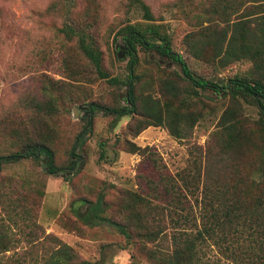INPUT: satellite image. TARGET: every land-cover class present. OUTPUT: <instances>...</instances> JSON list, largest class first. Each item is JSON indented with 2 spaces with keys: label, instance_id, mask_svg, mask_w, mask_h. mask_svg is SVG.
Instances as JSON below:
<instances>
[{
  "label": "rangeland",
  "instance_id": "obj_1",
  "mask_svg": "<svg viewBox=\"0 0 264 264\" xmlns=\"http://www.w3.org/2000/svg\"><path fill=\"white\" fill-rule=\"evenodd\" d=\"M144 1L153 14L151 23L169 35L173 50L195 76L221 84L230 76L254 73L248 59L219 66L211 44L200 57L188 52L184 44L188 32L198 30L205 40L211 39L207 18H215L210 10L213 0ZM53 2L56 6L52 8ZM65 22L93 38L102 53L103 69L121 83L98 77L77 39H67L59 31ZM135 22L144 20L129 9L126 0H0V154L19 147L21 139L15 130L23 137L44 135L58 167L55 173L44 174V166L28 158L0 171V264H52L51 255L62 245L69 247L73 257L68 264L84 259L103 260L104 264H158L146 256L148 249L172 251L179 232L196 229L194 219L181 223L184 218L178 217L190 211L193 203L194 213H200L186 184L191 189L198 181L223 184L237 168L249 186L262 180L256 169L260 164L256 146L264 140L252 139L227 158L228 165L215 168L213 162L222 148V114L236 109L234 114L246 128H254L259 119L257 108L242 99L234 105L228 97L208 89L195 88V93L182 78L179 65L156 52L138 53L139 77L133 93L146 101L156 99L163 109L169 106L194 114L197 119L191 127L180 123L183 137L175 138L165 125H148L134 133L139 124L136 114L115 119L104 109L88 114L91 122L85 127L84 103L129 104L125 83L129 56L119 30ZM166 79L176 81L173 93L164 88ZM43 99L55 103V114L36 113L32 103ZM77 136L83 142L72 162L69 151ZM131 143L138 149L130 151ZM206 163L212 164L208 167ZM206 168L211 170L206 172ZM193 174L196 179L189 177ZM162 184L181 189L177 201L170 197L172 205L162 201ZM97 199L104 208L101 216L123 223L132 234L130 240L110 222L84 221L81 215ZM169 209L178 212L180 224ZM146 231L153 233L151 239L137 235ZM225 252L220 243L207 240L199 254L207 262L233 264Z\"/></svg>",
  "mask_w": 264,
  "mask_h": 264
},
{
  "label": "trees",
  "instance_id": "obj_2",
  "mask_svg": "<svg viewBox=\"0 0 264 264\" xmlns=\"http://www.w3.org/2000/svg\"><path fill=\"white\" fill-rule=\"evenodd\" d=\"M126 2L129 9H135L144 20L141 23H127L119 30L125 54L129 56L128 74L125 80L128 87L126 93L129 104L109 107L94 101L84 103L87 105L86 115L83 116V119H86L85 127L91 122L92 113L98 109H104L115 119L131 113L136 114L139 124L134 133H139L148 125H165L175 138L183 137L180 123L184 124V127H191L197 119L194 114L181 113L178 110H172L169 106L163 109L156 99L146 101L133 93L134 85L139 77L138 53L156 52L161 57H166L179 65L182 78L189 82L194 92L195 88L208 89L218 96L228 97L234 105H237V99H242L257 108L259 119L254 128H246L243 121L234 114L236 109L234 112L229 110L222 114L220 118L222 148L220 147L221 151L214 154L215 168L218 164L228 165L227 158L231 157L232 153L241 151L245 144L252 142V139L264 140L261 138L264 136V0H213L210 10L215 18H207L211 24L210 41L205 40L204 34L198 30L185 35L184 44L194 57H200L207 44H211L213 58L219 66L224 67L241 59H248L252 62L254 73L250 77L234 75L226 78L221 84L197 77L192 73L185 59L173 50L169 35L161 29L159 24L151 23L153 14L144 0H126ZM55 6L53 2L51 7ZM59 31L67 39H77L78 48L84 53L99 78L111 80L113 84L122 82L117 77H110L103 69L102 53L93 45V38L84 29L77 30L72 23L65 22ZM175 82L163 80L164 88L173 93V90L178 87ZM32 104L36 113L43 116H51L58 110L50 99L48 101L46 99L35 100ZM15 132L18 139H21L20 145L14 151L0 154V171L5 165L19 163L28 158L40 162L44 166V174L55 173L58 170L54 161V150L47 143V136L23 137L20 135V130H15ZM81 142L83 138L77 136L70 148L69 157L72 162H74L73 157H77L76 149ZM131 146L130 151L138 149L134 143H131ZM256 147L260 158V164L256 169L261 174L262 180H255L253 186H249L244 183V173L237 168L228 181L221 182L223 184H217L219 180L214 185L206 182L200 184L198 181L192 189L186 184V191L192 193L190 197L199 207L200 213L198 216L194 213L193 203L189 207L190 211L178 216L184 218L181 222L177 219L178 212L174 209L169 210L175 213L176 224L194 219L196 229L179 232L175 241L177 246H174L172 251L165 252L159 247L148 249L145 255L150 260L158 264H219L216 260L207 262L199 254L202 244L211 240L223 246L233 264H264V143ZM100 157H103V154H100ZM195 163L198 162L195 161ZM211 164L206 163V166L210 167ZM210 170L206 168V172ZM194 175H189V177L194 178ZM252 190L254 195H251ZM160 192L163 197L162 201L167 205L173 204L169 202L170 197H174L177 201L182 194L178 185L172 188L162 184ZM42 193L39 192V195L42 196ZM195 193L197 195H194ZM103 209L102 201L97 199L89 204L88 210L81 216L87 224L110 222L126 239L130 240L132 234L126 226L101 216ZM75 210H78V207ZM135 218L138 219L139 215ZM142 228L145 229L144 226ZM137 235L146 239L153 237L151 231L137 233ZM51 256H53L50 259L52 264H68L73 258L67 245L60 246ZM77 264H104V262L103 260L84 259L79 260Z\"/></svg>",
  "mask_w": 264,
  "mask_h": 264
},
{
  "label": "water",
  "instance_id": "obj_3",
  "mask_svg": "<svg viewBox=\"0 0 264 264\" xmlns=\"http://www.w3.org/2000/svg\"><path fill=\"white\" fill-rule=\"evenodd\" d=\"M125 55H126V54H125ZM118 56L121 57V56H123V54H121V52H119V53H118Z\"/></svg>",
  "mask_w": 264,
  "mask_h": 264
},
{
  "label": "flooded vegetation",
  "instance_id": "obj_4",
  "mask_svg": "<svg viewBox=\"0 0 264 264\" xmlns=\"http://www.w3.org/2000/svg\"><path fill=\"white\" fill-rule=\"evenodd\" d=\"M129 102V101H128Z\"/></svg>",
  "mask_w": 264,
  "mask_h": 264
}]
</instances>
